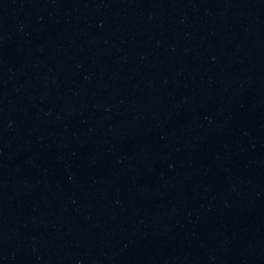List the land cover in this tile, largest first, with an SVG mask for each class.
I'll use <instances>...</instances> for the list:
<instances>
[{
  "label": "water",
  "instance_id": "obj_1",
  "mask_svg": "<svg viewBox=\"0 0 264 264\" xmlns=\"http://www.w3.org/2000/svg\"><path fill=\"white\" fill-rule=\"evenodd\" d=\"M0 264H264V0H0Z\"/></svg>",
  "mask_w": 264,
  "mask_h": 264
}]
</instances>
